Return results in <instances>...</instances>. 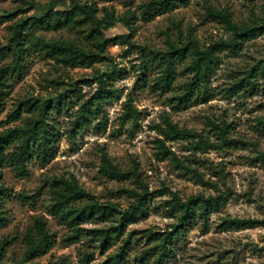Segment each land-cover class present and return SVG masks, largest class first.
Returning a JSON list of instances; mask_svg holds the SVG:
<instances>
[{"label": "rangeland", "instance_id": "1", "mask_svg": "<svg viewBox=\"0 0 264 264\" xmlns=\"http://www.w3.org/2000/svg\"><path fill=\"white\" fill-rule=\"evenodd\" d=\"M32 1L29 7L20 0H0V16L11 14L0 19V67L12 63L9 26L40 18L51 7L53 11H65L73 2L91 5L96 18L106 26L104 32L109 41L103 59L90 66L73 68L53 60L37 43L25 46L22 73L8 81L10 87L0 112V132L21 126L31 118L32 114L23 108L19 117L14 118L13 111L21 103L59 97L64 103L60 109L56 105L46 117L58 134L46 161L35 157L27 160L24 176H17L5 163L0 165V185L8 190L0 200L5 220L0 227V241L6 238L9 242L0 264H54L61 258L69 264H83L85 252L93 253L87 264H100L119 251L123 252L121 264H153L154 257L140 259L141 252L154 244L147 241L146 230H170L177 214L171 213L165 202L173 195L186 200L198 194L204 197L222 194L226 200L212 205L205 221L196 218L176 235L173 251L163 264H264V226L222 225L225 218L264 217V161L259 156L264 153V125L260 123L264 120V77L255 73L253 91L246 87L230 89L245 71L264 64V31L243 40L237 50L216 48L218 61L209 78L206 96L195 95L183 105L175 100L192 76L185 69L191 61L189 56L176 64L168 89L155 85L164 68L159 53L167 50L168 39L183 46L192 38L201 50L230 40L234 37L232 31L211 18L207 9L228 13L239 26H259L264 24V0H188L150 19L141 15V6L150 0ZM19 6L23 9L17 10ZM105 11L117 20L115 24L107 23ZM88 29L89 23L84 21L70 28L38 26L31 32L46 41H70L86 50L98 51L95 42L87 37ZM118 34L126 38L112 41ZM99 79L106 82L108 89L116 90V95L102 102V112L69 138L71 122L80 104L97 92ZM125 102L139 112L136 120L123 118ZM165 119L179 128L203 134L210 142H217V136L208 120L226 124L228 137L240 143L222 149L191 150L186 140L161 135L157 126H163ZM157 138L204 180L215 182L216 188L203 185L194 175L177 169L170 159L158 155ZM17 144L14 141L7 145L5 153ZM103 153L121 170L136 167L150 193L146 215L126 224L124 233L104 250L99 241L90 242L84 229L109 228L116 224L113 220L118 215L82 222L73 239L75 229L51 214L48 194V180L72 177L98 203L114 205L118 210L127 208L133 201L127 190L136 185L132 179H115L105 174L101 170ZM36 216L45 218L54 234V243L45 253L25 261L23 235ZM130 233L128 244L123 246Z\"/></svg>", "mask_w": 264, "mask_h": 264}, {"label": "trees", "instance_id": "2", "mask_svg": "<svg viewBox=\"0 0 264 264\" xmlns=\"http://www.w3.org/2000/svg\"><path fill=\"white\" fill-rule=\"evenodd\" d=\"M22 3H27L32 6L33 1L20 0ZM188 0H150L141 6V15L145 19H150L153 16H159L167 11L170 7L180 3H186ZM17 10L23 9L20 6ZM207 14L221 21L225 26L232 31L233 38L226 41L218 42L208 48L201 50L198 47V42L190 38L187 45L177 46L171 39L167 40V50L159 53L163 60V72L161 77L155 83L162 89H168L175 75V66L187 56L191 61L186 65V71L192 74L191 79L185 82L184 92L176 95L179 105L187 104L195 95L208 94V81L212 73H214L218 58L215 55L216 48L222 47L237 50L243 40L264 31V24L259 26H239L235 24L230 15L226 12L215 11L212 8L207 9ZM8 15H1L8 17ZM13 15V13H12ZM105 20L107 23L115 24L113 15L105 11ZM87 21L89 29L87 37L91 38L98 48V51L86 50L79 47L70 41L61 42L58 40L46 41L40 37H36L31 30L38 26H52V29L70 28L78 26L79 23ZM120 21V20H119ZM106 26L103 22L96 18L94 9L86 3L73 2L71 8L65 11H53L52 7L49 11L40 18H33L30 22L18 21L9 26L11 32L10 42L12 43V63L4 64L0 67V112L4 106V96L7 95V88L10 87L9 79L15 76L19 78L22 69V59L25 46L28 43H37L41 50L46 51L47 55L58 63L67 67L90 66L93 63L103 59V52L107 43L105 32ZM126 38L124 34H118L112 38L120 40ZM255 73L264 77V64L255 65L250 70L245 71L242 78L235 81L230 89H249L253 91L256 88V82L252 80ZM100 86L97 92L86 101L82 102L77 111V115L71 122V129L68 137L72 138L74 133H79L80 129L89 125V122L99 113L102 112V102L116 95V90L108 89L104 80H98ZM64 101L61 97L55 100H29L26 103H21L14 111L13 115L19 117L22 108L29 111L31 118L23 121L21 126L7 128L0 132V165L5 163L12 168L17 176H24L27 173L26 161L32 158H37L40 161H46L53 151V146L57 140V131L46 121V117L56 108L63 107ZM24 105V107L22 106ZM125 112L123 118L125 120H136L139 112L133 108L129 102L124 104ZM211 127L214 129L217 136V142H210L204 138L203 134L196 131L179 128L170 120L165 119L163 126H157L161 135L167 139H182L189 143L191 150L222 149L231 145H238L240 140H234L228 137V126L226 124H218L213 120H208ZM260 123L264 125V120ZM18 141V144L11 152L5 153V148L10 143ZM157 154L170 159L174 166L186 173L194 175L203 185H209L216 188V183L210 180H204L201 175L190 165L185 164L179 157L168 147L162 139H156ZM260 158L264 161V153H260ZM101 170L115 179H132L136 188L127 190L128 195L133 201L123 210H118L114 205H106L98 203L92 194L84 190L75 180V178L53 177L48 180V194L51 199L50 212L53 216L70 225L75 229L72 238L78 235V225L87 220L102 221L112 219L117 214L118 217L115 225L106 229L89 228L84 229L90 235V242L99 241V247L106 249L111 241L124 233L126 224L134 222L137 218L143 217L147 213V204L149 200V192L147 186L143 183L137 168L131 170H121L111 163L106 154H102ZM221 171L218 172V174ZM7 188L0 185V200L1 197L7 195ZM226 200V197L219 194L215 197H204L201 194L191 196L186 200H181L177 196L165 202L167 209L174 214H177L176 223L171 226L170 230L165 232H151L146 230V239L148 242L154 243L147 250L140 254V259L147 260L154 257L153 264H163L173 251V243L176 235L183 232L184 229L196 218L203 221L206 220L209 210L212 205L218 206ZM5 224V220L0 210V227ZM222 225L226 227H255L264 226V217L260 219H241V218H225ZM128 237L125 238L123 246L128 244ZM6 238L0 241V257L4 253L5 247L8 245ZM23 243L25 251L23 259L29 261L42 253H45L54 243V234L49 231L46 220L43 216H36L33 220L31 228L25 231L23 235ZM120 253V254H119ZM123 252L119 251L115 255L108 256L107 259L100 264H121ZM93 257V253H84L82 263L87 264ZM54 264H69L65 259H58Z\"/></svg>", "mask_w": 264, "mask_h": 264}]
</instances>
